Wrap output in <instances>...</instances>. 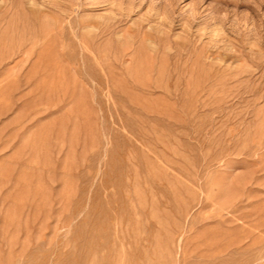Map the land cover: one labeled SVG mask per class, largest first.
I'll use <instances>...</instances> for the list:
<instances>
[{
	"label": "rangeland",
	"instance_id": "obj_1",
	"mask_svg": "<svg viewBox=\"0 0 264 264\" xmlns=\"http://www.w3.org/2000/svg\"><path fill=\"white\" fill-rule=\"evenodd\" d=\"M0 264H264V0H0Z\"/></svg>",
	"mask_w": 264,
	"mask_h": 264
}]
</instances>
